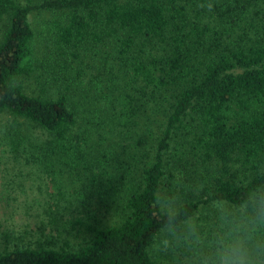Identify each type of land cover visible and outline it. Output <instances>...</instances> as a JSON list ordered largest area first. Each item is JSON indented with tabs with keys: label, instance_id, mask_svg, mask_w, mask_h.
<instances>
[{
	"label": "trees",
	"instance_id": "16d2710c",
	"mask_svg": "<svg viewBox=\"0 0 264 264\" xmlns=\"http://www.w3.org/2000/svg\"><path fill=\"white\" fill-rule=\"evenodd\" d=\"M261 5L264 0H0V111L44 133L32 160L56 183L55 201L61 194L81 203L113 199L111 170L127 148L114 155L112 138L130 139L145 126L153 141L121 195L119 222L87 224V237L58 247L46 238L12 243L0 249V264H158L148 250L160 226L157 190L171 191L177 181L182 211L194 213L217 199L236 202L241 177L264 179ZM38 9L52 13L41 26L42 59L34 54L28 20ZM245 17L250 34L239 31ZM144 40L166 51L146 52L139 46ZM84 54L86 62L103 60L109 86L95 101L86 103L84 94L76 105L69 97ZM27 78L38 80L35 92L26 91ZM44 81L60 90L50 93ZM158 111L157 133L149 124ZM63 173L70 178L65 190L55 180Z\"/></svg>",
	"mask_w": 264,
	"mask_h": 264
},
{
	"label": "rangeland",
	"instance_id": "374dc122",
	"mask_svg": "<svg viewBox=\"0 0 264 264\" xmlns=\"http://www.w3.org/2000/svg\"><path fill=\"white\" fill-rule=\"evenodd\" d=\"M17 1L25 3L28 0ZM250 15H253V11ZM51 16V12L42 9L32 10L28 15L33 31L32 47L38 59L46 56V48L43 44L46 35L43 34L41 26ZM245 18L246 24L242 21L243 28L239 31L245 28L250 34L251 26L244 27V25H247L251 17ZM139 46L151 54H161L166 51L164 44H152L150 40H144ZM103 53L102 51V58L105 57ZM88 55L84 54L80 59L82 62L77 64L81 74L76 88H73L74 91L71 89L69 97L70 102L76 105L82 103L84 94L87 95V99L84 98L86 103L95 101L99 92H107L109 86L110 74L106 64L101 67L103 60L95 57L86 62ZM114 68L115 66L112 65V71ZM39 79H44V76ZM22 83L28 92H35L38 86V80L34 78L24 79ZM105 83L106 87H104ZM43 84L50 93H57L60 90L57 84H49L45 81ZM161 119V111H158L149 124L157 133L162 126ZM144 128L145 126H139L130 139L112 138L115 142L112 149L114 155L121 149L127 148L123 153L116 154L117 168L113 167L111 170L112 182L118 190L117 196L113 199L110 196L102 204L88 199L81 203L80 200L64 197V194H61L56 203V183L46 177L32 160L34 155L32 147L43 141L44 133L32 122L0 111V249L18 241L28 243L45 238L50 240L54 247H58L64 240L75 243L87 237L89 235L85 228L87 224L102 227L119 222L122 217L119 211L121 195L130 190L133 177L137 175V166H140L151 154L150 146L153 141L144 136ZM69 179L65 173L55 177L61 185V190L67 189L69 183L65 180L69 181ZM74 183H77L76 180ZM73 188H68L69 192ZM210 205L211 203L200 205L196 211L209 221L212 218ZM76 218L80 221H76ZM150 256L158 264H168L166 257L152 253Z\"/></svg>",
	"mask_w": 264,
	"mask_h": 264
},
{
	"label": "clouds",
	"instance_id": "9594fccd",
	"mask_svg": "<svg viewBox=\"0 0 264 264\" xmlns=\"http://www.w3.org/2000/svg\"><path fill=\"white\" fill-rule=\"evenodd\" d=\"M177 184L154 193L160 226L150 253L168 258V264H264V179L257 183L241 177L240 198L214 200L210 221L198 212L182 211Z\"/></svg>",
	"mask_w": 264,
	"mask_h": 264
}]
</instances>
